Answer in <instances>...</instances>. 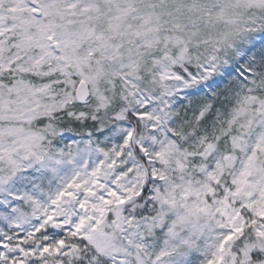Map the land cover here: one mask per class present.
<instances>
[{
  "label": "snow or ice",
  "instance_id": "obj_1",
  "mask_svg": "<svg viewBox=\"0 0 264 264\" xmlns=\"http://www.w3.org/2000/svg\"><path fill=\"white\" fill-rule=\"evenodd\" d=\"M0 264H264V0H0Z\"/></svg>",
  "mask_w": 264,
  "mask_h": 264
}]
</instances>
